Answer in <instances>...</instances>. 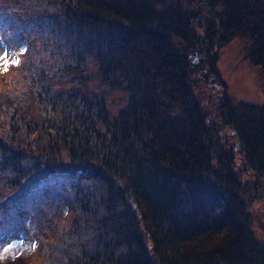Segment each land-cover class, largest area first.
<instances>
[{"label":"trees","instance_id":"trees-1","mask_svg":"<svg viewBox=\"0 0 264 264\" xmlns=\"http://www.w3.org/2000/svg\"><path fill=\"white\" fill-rule=\"evenodd\" d=\"M0 13L28 45L0 83V212L19 202L42 221L36 264H264L243 200L264 202V102L230 97L209 54L243 38L264 77V0H0ZM208 70L218 82L191 87Z\"/></svg>","mask_w":264,"mask_h":264},{"label":"rangeland","instance_id":"rangeland-1","mask_svg":"<svg viewBox=\"0 0 264 264\" xmlns=\"http://www.w3.org/2000/svg\"><path fill=\"white\" fill-rule=\"evenodd\" d=\"M190 10L193 13V17L197 23H203L206 25L210 24V27H213L214 18L210 16L206 10L199 7H190ZM198 17H202V19H198ZM2 15L0 14V56H5V60L7 61V71L4 70L2 65L5 61H0V83L4 79H9L15 75L17 70H14L16 64H19L23 54L22 51L24 49V43L20 40L13 41L12 33L10 31H6L5 22L2 20ZM207 21H204L206 20ZM14 21V19H13ZM199 29L198 24L195 26ZM7 43V44H5ZM244 40L243 38L231 39L230 41L218 46L216 44L211 45L212 49L210 51V56L215 57L214 63L217 65L219 73L223 79V82H226V91L227 94L233 99H241L248 100L252 102H264V77L262 70L256 65L252 64L248 58H246L243 54V46ZM201 59V62L197 64V68L203 69L201 66L208 65V58ZM209 67V65H208ZM200 74L194 75V80L191 76L190 85L193 88H198L203 81L207 80L206 83L218 82L217 78L211 73V71H203ZM2 76V77H1ZM199 76V77H198ZM6 77V78H5ZM220 94L222 92L223 95V87L220 86ZM205 93L211 94L212 92L206 90ZM220 104L214 103V98L210 99L208 102V108L211 110L213 115V120L220 124V120H218V107ZM217 114V115H216ZM229 136V134L227 135ZM244 170L248 172L247 165H244ZM243 176H246V173H243ZM49 185V184H47ZM251 200L248 196H246L243 200L245 204L248 206L249 214H250V222L254 227H256L258 234L264 236V209L263 201L260 198V194L258 191L252 192ZM251 202V203H250ZM16 207H13L11 204H7L8 213L4 214V224L9 227H16L18 230L24 226L27 233H18L21 231L12 230L9 233H6L0 239V264H36L38 262V258L36 256L29 255L24 257L20 263L18 262V255L28 254V252H35L33 246V239L29 238L26 235H30L35 232L34 225L38 227H43L42 221H37V223L32 224V217H29L31 209L25 210L21 209V204L17 202ZM67 209L60 208L56 214L48 212V216H59L61 214L66 213ZM33 215L35 213L31 212ZM31 215V214H30ZM4 248H8L9 250L5 253L3 251Z\"/></svg>","mask_w":264,"mask_h":264},{"label":"snow or ice","instance_id":"snow-or-ice-1","mask_svg":"<svg viewBox=\"0 0 264 264\" xmlns=\"http://www.w3.org/2000/svg\"><path fill=\"white\" fill-rule=\"evenodd\" d=\"M0 61H5V63L2 65V67L4 68L5 71H7V61L5 60V56H0ZM34 247V246H33ZM9 249L8 248H4L3 251L6 253Z\"/></svg>","mask_w":264,"mask_h":264}]
</instances>
